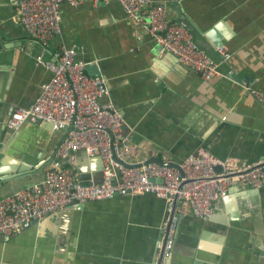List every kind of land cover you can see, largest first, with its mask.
Masks as SVG:
<instances>
[{"label": "crops", "instance_id": "crops-1", "mask_svg": "<svg viewBox=\"0 0 264 264\" xmlns=\"http://www.w3.org/2000/svg\"><path fill=\"white\" fill-rule=\"evenodd\" d=\"M154 1L172 20L188 19L204 33L215 27L235 79L205 80L160 54L116 0L62 5L61 33L45 48L23 29L17 0H0V167L25 173L1 181L0 198L40 181L64 136L34 117L7 126L14 108L34 103L51 76L37 55L54 59L64 44L99 69L109 91L100 102L120 110L131 159L180 161L199 149L242 163L264 159V105L246 91L264 90V0ZM38 163L46 164L42 171L28 172ZM75 168L84 183L102 180L96 156L78 151ZM167 220L165 200L150 193L69 206L19 234H0V264H264V185H235L209 219L184 205L169 254L162 248Z\"/></svg>", "mask_w": 264, "mask_h": 264}, {"label": "built area", "instance_id": "built-area-1", "mask_svg": "<svg viewBox=\"0 0 264 264\" xmlns=\"http://www.w3.org/2000/svg\"><path fill=\"white\" fill-rule=\"evenodd\" d=\"M88 0H17V12L25 32L48 47L61 33V6H79ZM94 5L109 0H90ZM128 19L140 26L159 46L160 54H171L205 79L222 76L221 71L193 41L191 31L169 17L168 7L154 0H116ZM228 59L229 54L224 53ZM36 64L51 76L42 84L37 99L29 106H17L7 121L9 129L19 128L34 117L64 125L69 131L46 167L44 177L0 198V234L12 236L33 221H41L69 206L109 199L116 195L154 194L165 200L168 228L165 252L170 253L179 215L188 205L194 216L209 219L216 202L238 184L259 189L264 185V159L242 163L219 158L199 149L178 161L179 167L156 162L127 167L114 159V152L128 163L143 162L129 157L131 146L123 134V118L112 102L102 103L109 91L102 76L86 71L87 63L77 58L74 45H62L54 59L37 55ZM264 105V90L246 87ZM84 151L102 164L99 183L82 182L75 168V155ZM161 179V182L156 181Z\"/></svg>", "mask_w": 264, "mask_h": 264}, {"label": "water", "instance_id": "water-1", "mask_svg": "<svg viewBox=\"0 0 264 264\" xmlns=\"http://www.w3.org/2000/svg\"><path fill=\"white\" fill-rule=\"evenodd\" d=\"M178 22H180L183 26H185L186 28H188L192 35H193V41L196 44V46L203 50L205 52V54L218 66V69L221 71L222 74L224 75H228L230 78L235 79V76L233 75V73H231L229 66L227 64V59L224 58V55L222 53H220L218 51V49H220V47L223 45V41L222 38H220V33L218 32V30L215 27H211L208 31H205V33L203 32V30L201 28H196L191 24V21H189L188 19H183L180 18L178 20ZM203 35H205L207 38L210 37L212 39V43L208 44L203 40ZM86 71L89 74L92 75H98V76H102L99 69H97L96 65H94V63H87L86 65ZM62 129L67 132L69 131V127L67 125H64L62 127ZM114 159L122 164H124L127 167H134L137 165H142V164H147L150 162H156L158 164H162L165 166H172V167H179V163L178 161H172V160H165L162 159L161 157H150L146 160H144L143 162H137V163H128L127 161L120 159L117 154L114 152ZM26 165H24L23 167H25ZM46 164L45 163H38L37 165H34V167H32V169H30L28 172H39L42 171L45 168ZM27 168V167H25ZM23 169V168H21ZM28 169V168H27ZM23 170H17L16 171V175H12L14 172H5V167L2 166L0 167V182L4 181V182H10L13 181L15 179H18L22 176L25 175V173H20ZM156 181L161 182V179H156ZM73 206V205H72ZM76 206H81V204H78ZM168 226L164 228V233H165V237H164V242H163V253L165 252V246H166V240H167V236H168Z\"/></svg>", "mask_w": 264, "mask_h": 264}]
</instances>
